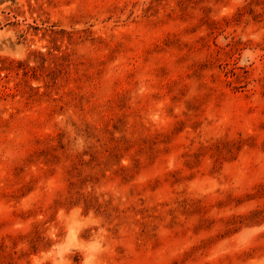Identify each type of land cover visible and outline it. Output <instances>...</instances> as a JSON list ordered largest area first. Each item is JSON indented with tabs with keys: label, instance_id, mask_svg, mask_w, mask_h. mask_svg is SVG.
<instances>
[{
	"label": "rangeland",
	"instance_id": "obj_1",
	"mask_svg": "<svg viewBox=\"0 0 264 264\" xmlns=\"http://www.w3.org/2000/svg\"><path fill=\"white\" fill-rule=\"evenodd\" d=\"M0 264H264V0H0Z\"/></svg>",
	"mask_w": 264,
	"mask_h": 264
}]
</instances>
